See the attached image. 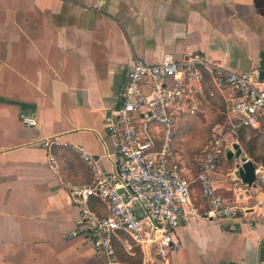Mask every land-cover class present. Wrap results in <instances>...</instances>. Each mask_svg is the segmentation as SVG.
Instances as JSON below:
<instances>
[{
    "label": "crops",
    "instance_id": "crops-1",
    "mask_svg": "<svg viewBox=\"0 0 264 264\" xmlns=\"http://www.w3.org/2000/svg\"><path fill=\"white\" fill-rule=\"evenodd\" d=\"M193 55L263 82L264 0H0V264H152L144 250H128L121 233L111 237V256L100 252L68 189L92 179L79 150L101 170H115L102 119L121 106L134 61L156 65ZM200 71L197 104L207 88L225 102ZM230 136L208 179L239 214L204 218L201 155L191 177L175 153L196 214L175 228L178 248L168 264H264V184L256 175L264 172V120L228 130ZM48 139L57 144L44 147ZM234 143L254 166L251 186L236 176L239 159L227 155ZM87 205L106 215L102 202Z\"/></svg>",
    "mask_w": 264,
    "mask_h": 264
},
{
    "label": "built area",
    "instance_id": "built-area-1",
    "mask_svg": "<svg viewBox=\"0 0 264 264\" xmlns=\"http://www.w3.org/2000/svg\"><path fill=\"white\" fill-rule=\"evenodd\" d=\"M200 67L227 97L230 132L256 128L264 120V81L211 66L199 55L178 62L166 58L156 65L136 59L127 75L121 106L102 119L113 142L115 170H101L95 158L79 150L92 179L89 185L68 189L70 199L79 206L81 226L103 254H113L111 237L121 233L127 236L128 250L140 248L152 264H168L178 248L175 228L196 214L190 182L175 161L173 142L177 121L197 110L196 94L203 83ZM23 122L33 123L27 118ZM223 143L221 133L213 136L199 160L197 180L208 204L203 217L210 220H234L239 214L237 204L216 193L208 179L220 165ZM56 144L53 139L42 142L48 148ZM256 175L264 184V172ZM91 199L103 203L105 216L88 208ZM228 230L234 231L235 226L229 225Z\"/></svg>",
    "mask_w": 264,
    "mask_h": 264
},
{
    "label": "rangeland",
    "instance_id": "rangeland-1",
    "mask_svg": "<svg viewBox=\"0 0 264 264\" xmlns=\"http://www.w3.org/2000/svg\"><path fill=\"white\" fill-rule=\"evenodd\" d=\"M208 89L207 94L200 99L195 113L181 118L175 129L174 152L191 177L196 173V159L209 146L213 136L221 133L225 136L224 144L230 145L232 141L231 136L227 137V101L213 97ZM233 137L238 139V133Z\"/></svg>",
    "mask_w": 264,
    "mask_h": 264
},
{
    "label": "water",
    "instance_id": "water-1",
    "mask_svg": "<svg viewBox=\"0 0 264 264\" xmlns=\"http://www.w3.org/2000/svg\"><path fill=\"white\" fill-rule=\"evenodd\" d=\"M229 158L239 159L240 163L236 166V176L244 185L251 186L255 180L254 166L250 160L242 156L237 144L232 145V151L227 153Z\"/></svg>",
    "mask_w": 264,
    "mask_h": 264
}]
</instances>
